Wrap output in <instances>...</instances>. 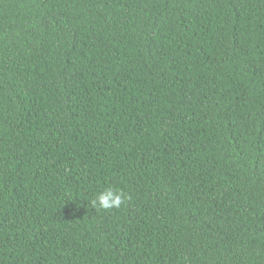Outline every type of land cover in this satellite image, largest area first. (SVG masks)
Listing matches in <instances>:
<instances>
[{
	"label": "trees",
	"instance_id": "16d2710c",
	"mask_svg": "<svg viewBox=\"0 0 264 264\" xmlns=\"http://www.w3.org/2000/svg\"><path fill=\"white\" fill-rule=\"evenodd\" d=\"M0 264H264V0H0Z\"/></svg>",
	"mask_w": 264,
	"mask_h": 264
},
{
	"label": "clouds",
	"instance_id": "9594fccd",
	"mask_svg": "<svg viewBox=\"0 0 264 264\" xmlns=\"http://www.w3.org/2000/svg\"><path fill=\"white\" fill-rule=\"evenodd\" d=\"M131 196L121 189L113 186L105 187L102 191L95 194V198L91 200L92 207L100 210H110L112 208H119L121 205L127 203Z\"/></svg>",
	"mask_w": 264,
	"mask_h": 264
}]
</instances>
